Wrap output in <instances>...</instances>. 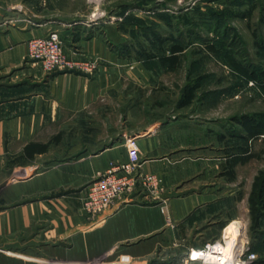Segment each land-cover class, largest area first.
Wrapping results in <instances>:
<instances>
[{
	"label": "crops",
	"instance_id": "crops-1",
	"mask_svg": "<svg viewBox=\"0 0 264 264\" xmlns=\"http://www.w3.org/2000/svg\"><path fill=\"white\" fill-rule=\"evenodd\" d=\"M62 25L26 17L0 0V264L37 256L41 260L31 261L118 264L102 262L115 254L137 264H175L189 248L211 241L205 232L211 224L195 228L189 238L184 229H192L216 200L229 195L216 196L207 187L209 166L196 171L193 163L181 165L170 156L180 148L169 146L163 135L169 124L134 132L137 137L126 142L118 138L123 133L112 134L95 150L74 143L75 124L108 94L120 91L127 72L96 23ZM53 30L66 58L97 61L92 75L48 73L28 59V41ZM116 160L142 161L145 172L162 178L161 195L168 200L173 225L165 223L157 205L137 197L131 203L118 201L92 219L86 216L81 209L85 187ZM163 244L184 251L176 258L164 252L153 259L154 249Z\"/></svg>",
	"mask_w": 264,
	"mask_h": 264
},
{
	"label": "rangeland",
	"instance_id": "rangeland-1",
	"mask_svg": "<svg viewBox=\"0 0 264 264\" xmlns=\"http://www.w3.org/2000/svg\"><path fill=\"white\" fill-rule=\"evenodd\" d=\"M8 1L24 16L52 20L61 28L72 21L96 23L99 36L123 60L127 73H122L120 91L108 94L88 118L78 120L74 143L95 150L111 141L112 134L123 133L118 138L126 142L137 137L134 132L169 124L163 135H168L169 146L180 148L170 156L181 165L193 163L196 171L209 166L207 187L216 196L229 195L216 200L192 229L183 228V235L189 238L195 228L211 224L205 232L214 240L227 225H236L257 258L264 259V241L251 238L247 213L252 181L264 171V134L249 137L239 123L243 116L264 120V80L246 79L229 63L264 70V49L255 45L252 35L264 40V0ZM174 45L182 49L177 55L171 53ZM166 57L176 60L165 61ZM235 158L247 159L231 168ZM216 222L223 227L217 228ZM163 245L154 249L153 259L164 252L176 258L184 251L178 245ZM11 258L12 264H47L31 261L41 260L38 256ZM136 261H123L119 254L102 260Z\"/></svg>",
	"mask_w": 264,
	"mask_h": 264
},
{
	"label": "built area",
	"instance_id": "built-area-1",
	"mask_svg": "<svg viewBox=\"0 0 264 264\" xmlns=\"http://www.w3.org/2000/svg\"><path fill=\"white\" fill-rule=\"evenodd\" d=\"M27 49L28 59L39 63L48 73L79 71L92 75L97 68V61L92 58L81 61L66 58L62 40L56 30L31 38ZM142 166L143 162L136 160L110 162L107 169L85 187L81 209L86 216L92 219L109 210L118 201L131 203L139 198L157 205L165 223L171 226L168 200L161 195L164 191L162 180L157 174L145 172ZM244 236L242 231V236L235 240L230 253L225 251V241L220 236L199 248H189L175 264H254L256 253L251 250ZM125 259L131 261L129 257L122 258L123 261Z\"/></svg>",
	"mask_w": 264,
	"mask_h": 264
},
{
	"label": "trees",
	"instance_id": "trees-1",
	"mask_svg": "<svg viewBox=\"0 0 264 264\" xmlns=\"http://www.w3.org/2000/svg\"><path fill=\"white\" fill-rule=\"evenodd\" d=\"M262 23H264V15L261 17ZM155 39L158 43H162V39L156 32H152ZM255 45L264 49V40L258 39L257 34L255 32L252 33ZM210 51L216 52L214 46H209ZM180 46H172L171 53L173 55H177L181 52ZM164 59V58H161ZM165 61L176 60V57H166ZM229 63L246 78L253 81H257L259 78L264 80V70L261 72H255L252 70L240 69L239 64L233 60H230ZM189 98V94L187 95ZM189 100V99H188ZM239 123L244 127L249 137H255L260 134H264V120H257L249 116H243L242 119L239 120ZM246 153V151H245ZM248 158V157H247ZM247 158L237 159L235 158L232 161L231 168L236 163H243ZM247 208L249 215V232L251 233V238L255 241H264V171H260L253 179L249 194L247 196ZM223 227L221 224L220 228ZM254 243V242H253ZM261 243V242H259ZM255 244V243H254ZM252 250V249H251ZM254 264H264V259L257 258Z\"/></svg>",
	"mask_w": 264,
	"mask_h": 264
},
{
	"label": "bare ground",
	"instance_id": "bare-ground-1",
	"mask_svg": "<svg viewBox=\"0 0 264 264\" xmlns=\"http://www.w3.org/2000/svg\"><path fill=\"white\" fill-rule=\"evenodd\" d=\"M242 236V231L236 225H227L222 232V239L225 241V251L230 253L232 251L235 240Z\"/></svg>",
	"mask_w": 264,
	"mask_h": 264
}]
</instances>
